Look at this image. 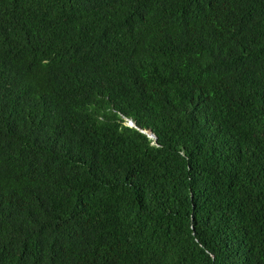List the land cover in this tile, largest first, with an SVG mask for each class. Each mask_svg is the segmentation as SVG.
<instances>
[{"label": "trees", "instance_id": "1", "mask_svg": "<svg viewBox=\"0 0 264 264\" xmlns=\"http://www.w3.org/2000/svg\"><path fill=\"white\" fill-rule=\"evenodd\" d=\"M0 264H264V0H0Z\"/></svg>", "mask_w": 264, "mask_h": 264}, {"label": "water", "instance_id": "2", "mask_svg": "<svg viewBox=\"0 0 264 264\" xmlns=\"http://www.w3.org/2000/svg\"><path fill=\"white\" fill-rule=\"evenodd\" d=\"M127 125H128V126H132V127H134V122L131 121V120H128V121H127ZM146 133H147V136H148V137L155 138L154 135H152L150 132H146Z\"/></svg>", "mask_w": 264, "mask_h": 264}, {"label": "clouds", "instance_id": "3", "mask_svg": "<svg viewBox=\"0 0 264 264\" xmlns=\"http://www.w3.org/2000/svg\"><path fill=\"white\" fill-rule=\"evenodd\" d=\"M128 120H130V119H128ZM128 120H126V122H125L126 125H127V121H128ZM151 138H152V137H151Z\"/></svg>", "mask_w": 264, "mask_h": 264}]
</instances>
